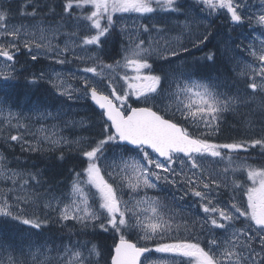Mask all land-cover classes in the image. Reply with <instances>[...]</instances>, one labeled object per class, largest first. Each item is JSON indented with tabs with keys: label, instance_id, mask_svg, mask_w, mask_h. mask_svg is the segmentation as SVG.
<instances>
[{
	"label": "snow or ice",
	"instance_id": "1",
	"mask_svg": "<svg viewBox=\"0 0 264 264\" xmlns=\"http://www.w3.org/2000/svg\"><path fill=\"white\" fill-rule=\"evenodd\" d=\"M185 2L61 0L57 13L48 3L41 5L36 0L24 5L30 12L18 10L20 17L35 22L26 26L9 23L12 8L0 0V80L9 82L18 71L26 70L16 68L22 48L33 62L45 57L63 65L70 62L67 56L71 54L75 61L91 65L77 69L82 75L73 79L79 87L59 74L48 78L67 109L58 108L55 102L33 106V119V115L12 111L19 102L11 96L0 97V124H7L0 131L9 133L2 137L5 144L19 143L21 151L28 153L59 152L55 158L61 161L65 159L63 147H68L80 160L79 171L71 169L68 180L61 182L64 190L58 191L44 179L46 170L9 168L7 157L0 154V178L11 182L7 191L0 189V221L29 226L37 230V237L52 222L74 225L67 243L61 237L60 244L53 241L52 247L39 238L17 244L0 233V264H53V260L57 264H98L102 253L88 238L97 227L112 233L105 264H264V164L234 166L233 161L234 155L256 149L264 157V135L229 143L214 139L225 113H239L248 106V89L264 94V40L259 49L236 48L241 55L249 52L257 65L245 64L241 70L246 77L243 91H224L229 87L227 81L205 70L219 72L217 52L194 58L191 64L185 61L182 69H165L164 65L192 55L193 49L202 51L211 35L194 33L193 28L200 25ZM191 7L197 16L224 15L238 27L244 25L248 12L244 0H196ZM44 9L48 10L45 19H39ZM49 13L53 18L59 15V22L49 23ZM161 13H175L184 20L174 26L121 23L126 15L148 19ZM257 23L264 26V12ZM177 30L178 36L173 37L171 33ZM81 32L94 34L81 37ZM117 36L119 51L113 56L107 45L115 43ZM184 36L191 47L180 42ZM60 37H65L63 47L53 43ZM77 51L86 55H76ZM106 57L112 62L107 63ZM45 77L40 72L26 83L34 85ZM80 99L93 103L100 118L99 131L95 136L69 139L63 132L75 136L77 130L92 127L86 118L77 120L78 114L68 103ZM259 114V122L264 123V104ZM240 115L243 119L252 113ZM37 124L39 128L32 132ZM13 128L17 134H11ZM221 163L226 166L219 168ZM245 173L243 181L229 183V175ZM125 190L131 193L127 200L123 199ZM140 192L144 195L137 199ZM149 192L167 195L151 196ZM38 202L43 216L33 212L28 217L19 207ZM153 252L162 258L149 260Z\"/></svg>",
	"mask_w": 264,
	"mask_h": 264
},
{
	"label": "trees",
	"instance_id": "2",
	"mask_svg": "<svg viewBox=\"0 0 264 264\" xmlns=\"http://www.w3.org/2000/svg\"><path fill=\"white\" fill-rule=\"evenodd\" d=\"M36 0H5L7 5H10L12 8V19L11 22H24V23H35L30 19H25L19 16L18 10H25L30 12L31 8H24V5L33 4ZM61 0H39V4L43 5L48 3L50 7L55 8L56 12H60L59 4ZM196 3L195 0H186L185 7L189 9L191 5ZM47 9H44V12L41 13L39 19H45L44 13H47ZM183 16H178L173 13L171 16L165 15L163 13L158 15L159 25L167 23L170 26H174L177 20L182 21ZM48 22L52 23L53 20L59 22L60 17H51V14H48ZM226 18L224 15L219 16L218 18L213 16L210 18L209 25L211 27L203 26V32L205 34L211 33L208 37L207 46H201L202 51L192 50V55L182 56L180 60H174L171 66L164 65L165 69L169 67H179L182 69L183 64L187 61L189 64L194 60V58L203 57L205 53L208 52H217L219 56V62L215 68L219 69L217 72L214 69H205L211 70L213 76H220L222 81H227L228 88L223 89L224 91H230V93H235L238 89L243 91L245 89L246 78H243L237 75L234 72L235 62L234 54L232 55L231 51L228 54H225V51L220 47V40L225 38L228 35V27L225 25ZM201 30V28H200ZM63 31H71V29H63ZM84 34V32H81ZM94 34V33H88ZM115 43L110 42L107 45V51L115 56V53L119 51L120 37L117 36L114 38ZM227 51V50H226ZM119 58L118 56L116 57ZM106 62L111 63L112 60L106 57ZM201 63H203L201 61ZM44 61L39 58L38 61L33 62L30 59H25L21 61L19 67L21 69H26L24 71H18L13 80L9 82H4L0 80V97L5 95L11 96L12 100L18 101L19 105L23 104L26 107L30 105L33 106L42 105V104H52L56 103L57 107L63 106L67 109L68 104H64L62 98H57L54 94L55 90L50 86V84L45 80H39L37 84L28 85L26 81L31 79L33 76L38 77V72L43 67ZM20 69V70H21ZM249 82V81H248ZM248 106L242 107L239 109V113L228 112L223 116V122L221 123V131L218 135V138H215L217 143H229L233 140H247L249 138H259V136L264 135V123H260L261 116L259 114V106L264 104V94L260 92H255L251 89L247 91ZM71 104L73 113H77L75 116L77 120L81 117L86 118V123L92 125L87 131L77 130L75 136L69 134L68 132H63L65 136L69 138H74L76 136L90 137L95 136L99 131V115L95 107L87 99L86 101H75L68 102ZM56 111V109H52ZM251 112L252 115H245L244 118H241L240 113L247 114ZM71 117H66L69 119ZM54 121H49V123ZM6 125H0V129H6ZM36 126L32 129V132L36 131ZM16 130L13 128L11 134H15ZM7 131H0V152L7 157L8 167H16L21 169H28L35 171L37 169L46 170L44 179L48 180L49 183H52L58 191L64 190L63 181L68 180L70 176V170L75 168L76 171H79L80 160L78 158V153L74 149L68 147H63L65 159L63 161L56 159L55 157L59 156V152H50V153H28L22 152L19 143H12L11 145L5 144L2 139L3 136L8 135ZM34 142V141H33ZM47 148V145H45ZM259 149L250 150V153L241 152L238 156H233L234 158L242 157L247 161H250L255 166L259 167L261 164H264V157L258 155ZM35 165V168L33 167ZM240 181H243L245 178L241 175L236 176ZM37 215V214H36ZM30 214L28 217H31ZM43 216V215H37ZM75 227H78L75 226ZM74 230V225L68 223L67 227H63L61 224L52 222L46 227L42 228L40 231L41 235L37 237V230L30 228L29 226L22 225L14 221H0V233H3L12 239H15V242L19 241L28 242L29 240L36 241L38 238L41 241L48 242L49 247H52V242H55V245H59L61 242V237L64 239V242L67 243L70 231ZM32 238V239H31ZM72 240H76L77 237L73 235ZM91 239L99 248L102 253L101 258L98 260V264H105V260L108 259V252L111 249L113 244L112 233L104 232L99 227L95 230V235L88 237ZM50 255L55 256V253ZM53 264H57L53 260Z\"/></svg>",
	"mask_w": 264,
	"mask_h": 264
},
{
	"label": "rangeland",
	"instance_id": "3",
	"mask_svg": "<svg viewBox=\"0 0 264 264\" xmlns=\"http://www.w3.org/2000/svg\"><path fill=\"white\" fill-rule=\"evenodd\" d=\"M244 3H246L248 5V12H247V16H246L244 25L242 27L234 26L231 24L229 19H226L225 25L228 27V32H227L228 35L225 38H222L220 40L221 41L220 47L222 48V50L225 51V54H228L230 51H231L232 55L234 54V58H235L234 59V62H235L234 72L237 75H239L243 78H246L245 76H243L241 74V70L243 69L244 65L245 64H253V67H256L257 65L253 63V57H251L249 55V52L244 51L243 55H241L240 52L236 50V48H237V46H239L240 49H244V48H247L249 46H251L255 49L260 48L261 41L264 40V36L261 35V33H264V26H261L257 23V17L260 14H262V12H264V0H244ZM188 10H189L190 15L192 17H194L197 20L198 24L200 25V26L193 28L194 33H197V34L204 33L203 32V26L206 27L207 25H209V21H210L211 17L205 19L202 16H197L195 10L192 9V7H190ZM182 19L184 20V17ZM134 21H135L137 26L141 23H144V21L142 19H138V17L135 15H126L121 23H126L131 27L133 25ZM158 22H159V19H158L157 15L150 16L147 19V23L157 24L158 26H162V25H159ZM11 24H15V25L24 24V25L28 26L32 23H24V22L17 21V22H11ZM200 28H201V30H200ZM178 34H179L178 30L173 31L171 33V35L173 37H177ZM83 35H88V33L87 32H84V34L80 33L81 37ZM153 35H155V33H153ZM64 39H65V37H60L58 40H53V43L54 44L59 43L61 45V47H63V40ZM180 42L184 43L188 47H191L190 45L187 44V36L181 37ZM172 46L173 47L176 46V40L175 39L172 41ZM76 55L85 56L86 53L77 51ZM40 58L44 61V65L40 69L38 74H40V72L46 73L45 80L47 82H48L49 77L55 79L56 75L59 74V76L63 80H65L69 83H72L74 87H79L80 85L76 82V80L73 79V77L78 78L79 76L82 75V73L78 72L77 69H82L84 67L91 66L90 64H85V63H80L79 61H75L71 54H69L67 56V59L70 62L63 64V65L55 63L52 60H49L45 57H40ZM61 58H63V57H61ZM16 59L18 60V63L16 64V68L18 70H20L21 69L19 67L20 62L21 61L23 62L25 59L31 60V57L27 53V51L22 48L21 53L18 54ZM237 62H239V67H237ZM174 68L181 69V68L176 67V66ZM249 75H251V73H249ZM56 82L58 83L59 81H56ZM249 82H251V81H249ZM49 84H50V86H52L51 83H49ZM86 100L87 99H80L78 101H86ZM30 109H31L30 105H28L26 107L25 105L20 104L19 107L14 106L12 111L14 113H23L25 115H33V113L30 111ZM33 119H35L34 115H33ZM12 123H13V125H15L16 121H12ZM51 123H55V122H51ZM51 123H49V124H51ZM0 125H6V124H0ZM35 126L37 129L39 128V124H37ZM15 134H17V132ZM63 135H64V133H63ZM77 137H84V136H76L74 138H69V137L68 138L69 139H75ZM85 138H87V137H85ZM119 151L120 150L117 149L116 153L118 154ZM109 159H112V154H109ZM233 161H234V166L239 165V164H247V165L255 166L250 161H247L242 157H237V158L233 157ZM117 162L119 163L118 159H117ZM225 166L226 165L223 163L218 165L219 168H223ZM255 167H257V166H255ZM243 178L246 179V173L243 175ZM232 179H238V178L232 177L231 175H229V177H228L229 183L231 182ZM10 186H11L10 181L5 182L2 178H0V189L7 191V188ZM130 194L131 193L128 190H125V193L123 195V199H125V200L129 199ZM228 194L231 195L232 193L229 192ZM143 195H144V193L140 192L137 199ZM148 195L163 197V196L167 195V193L149 192ZM236 195H239V193H236ZM19 207L23 209L24 213L27 214V216H29L33 212H35L37 215H44L45 214V212L42 209V206L39 202L38 203H32V204H20ZM51 215L54 217L55 213H51ZM240 226L241 225H237V227H240ZM134 239H135V237H134ZM13 240H15V239L13 238ZM32 240H30V241H32ZM21 243L22 242L19 241V243H17V244H21ZM23 244H27V242H23ZM149 246H151V245H149ZM0 255H2V254H0ZM160 258H162L161 254L154 253V252L151 254H148L149 260H157ZM146 264H147V262H146Z\"/></svg>",
	"mask_w": 264,
	"mask_h": 264
}]
</instances>
